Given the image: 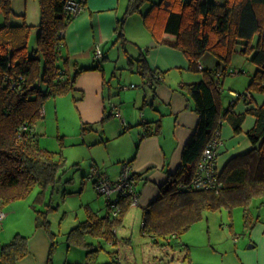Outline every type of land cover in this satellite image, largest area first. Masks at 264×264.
<instances>
[{"label":"trees","instance_id":"obj_1","mask_svg":"<svg viewBox=\"0 0 264 264\" xmlns=\"http://www.w3.org/2000/svg\"><path fill=\"white\" fill-rule=\"evenodd\" d=\"M38 2L36 44L30 47L33 25L27 22L24 12L14 13L12 0H0L3 14L0 24V208L27 196L36 186L39 194L35 200L42 202L46 189L54 188L66 169L62 152L40 146L33 129L42 116L46 98L72 89L75 76L82 70L79 68L72 75L67 58L60 52L64 29L74 16L64 11L67 0ZM142 2L128 0L122 24L127 15L139 11ZM16 16L20 20L13 21ZM142 20L157 41H168L182 49L192 66L199 68L198 60L204 52L214 54L219 60L214 70L218 77L228 72L236 51L249 56L256 70L245 90L250 94L252 91L264 93V0H160L151 4L142 14ZM164 33L176 37L169 41L163 37ZM139 61L143 62V58ZM219 82L203 68L202 80L186 87L199 115L197 125L184 145L182 165L160 187L159 195L143 207L141 233L157 244L160 239L182 236L204 212L222 207L240 206L243 223L252 226L251 205L255 197L264 198V102L239 113L234 112V103L221 110ZM249 97L242 99L249 104L252 102ZM248 114L255 117L251 129L246 131L254 147L228 159L219 171L220 189L180 187V183L187 184L193 176L202 150L220 128V122L227 121L234 133L239 134ZM135 175L137 179L141 174L135 172ZM117 205L116 215L109 213V209L100 215L86 208V219L71 228V232L79 235L76 242L87 247L84 264H97L98 250L81 236L89 233L112 242L117 240L115 230L131 206L130 197L121 195ZM35 209L36 225L51 235L48 210ZM27 252V237L15 233L9 242L1 245L0 264H16ZM51 252L47 264H51ZM100 264L121 262L113 257Z\"/></svg>","mask_w":264,"mask_h":264},{"label":"crops","instance_id":"obj_2","mask_svg":"<svg viewBox=\"0 0 264 264\" xmlns=\"http://www.w3.org/2000/svg\"><path fill=\"white\" fill-rule=\"evenodd\" d=\"M12 1L14 5L18 2ZM158 1L160 0H144L139 11L127 15L122 24L121 18L126 13L128 0H84L83 10L65 27L61 46V55L68 60L69 72L82 68L75 78L73 87L80 91L76 92V95H79L76 109L80 121L87 125V130L90 129V132L84 131L81 135V143L85 144L84 150L88 152L86 155L91 159V163L94 162L98 169L111 179L117 178L124 162H129L133 172L141 174L136 179L138 205L142 210L141 225L143 207L159 195L160 187L169 181L182 165L184 145L190 140L199 119L186 87L202 80L203 68L209 70L215 80H220L221 93L218 103L221 110L234 103V112L239 113L264 102L263 92L252 91L249 97L252 102L249 104L240 96L232 95L233 92H242L248 87L256 70V65L251 60L248 62L249 56L243 55L242 59H236L242 62L230 63L228 72L218 77L214 70L219 60L214 54L204 52L199 57L198 63L202 65L200 69L190 65L189 58L182 49L168 41H157L145 27L142 14L147 12L151 4ZM17 20L13 18V21ZM163 37L173 41L176 36L164 33ZM98 47L103 50L102 55L94 59L95 49ZM115 55L117 62H120V69L128 70L130 73H127L126 80L117 79L110 85L108 89L110 95L107 98L105 91L108 80L104 65L114 63ZM141 58L143 62L139 61ZM103 59H107L104 64ZM96 60H100L97 67L94 63ZM236 69L240 70L238 73H243L239 75L240 77L234 76L238 74L237 72L230 73ZM153 72H159L161 79L151 84L149 80ZM114 73L115 76L122 75V72ZM129 84L135 86L124 88ZM112 105L120 107L121 117L110 123L106 121V115L112 116L110 115ZM54 109L57 111L56 104ZM254 121L255 117L248 114L241 124L243 130L239 134L234 133L227 121L220 122V128L217 130L220 140L217 147L219 171L224 168L229 158L254 147L246 137V131L251 129ZM76 140L78 144V139ZM97 200L100 205V198ZM83 206L84 209L90 208L100 215H105L109 209L106 203L104 208H101L89 201ZM131 211L135 214L139 212L131 205L122 216L123 219ZM210 212L215 211L204 212L203 217L190 226L185 233L186 237L182 234L184 240L181 239L182 236H172L176 239L178 251L172 252V255L168 256L167 260H161V263L264 264V226L259 221V215L254 214L255 211L252 212L253 225L245 227L243 238L234 234L231 238L228 235L225 238L213 235L210 214L214 213ZM109 213L112 214L110 209ZM231 215L232 213L230 217ZM85 219L86 215L82 220ZM123 219L120 226H123ZM204 220L206 226L197 225ZM118 228L115 230L117 237L115 242L100 237L86 241L92 248L98 250L95 258L97 264L113 257L120 262L123 259L120 247L128 246L130 239L123 233L119 237L118 233H121V230L118 231ZM247 242L249 244L244 246ZM223 243L227 246L223 247ZM52 247L53 239L50 234L35 222L33 232L27 236L28 252L16 264H47ZM86 250L78 257L69 255L67 250L65 263L84 264ZM100 252L107 254L99 255ZM50 257L51 264H59L52 256Z\"/></svg>","mask_w":264,"mask_h":264},{"label":"rangeland","instance_id":"obj_3","mask_svg":"<svg viewBox=\"0 0 264 264\" xmlns=\"http://www.w3.org/2000/svg\"><path fill=\"white\" fill-rule=\"evenodd\" d=\"M13 9L17 14L24 12L27 22L33 25L31 36H29V44L30 47H32L36 44L35 36L37 35V28L35 25H37L39 21V2L38 0H18L15 5L13 4ZM1 13L2 11H0V23H3V14ZM15 18L20 20L21 17L16 16ZM109 48L110 46L108 49ZM241 57H243V54L236 51L232 56L231 63H235V61L240 62L241 60L236 59H242ZM113 58H116V55ZM113 60L114 63L104 65L108 80V82H106L105 91L107 98L110 95L108 91L110 85H112L114 81H117V79H122V81L126 80L127 73H130L128 70L120 69V62H117V58ZM99 61H94L95 67L100 65ZM106 61L107 59H103L102 64ZM248 62H250V59ZM115 71L119 74L122 72V77L118 75L115 76ZM71 74L75 76L76 73L72 71ZM242 74L243 73H238L234 76L240 77L239 75ZM76 92L80 91L73 87L62 95L49 96L46 98L44 108L42 109L43 115L36 120L33 129L42 147L51 151L62 152L66 158V169L60 174V178L55 184V187L52 188L50 186L46 189L42 202L35 200L36 195L39 194V187L36 186L32 188V191L27 196L11 201L2 207L5 216L3 220L0 221V249L1 245L9 242L14 237L15 233L27 237L33 232L37 214L35 208L42 211L48 210L47 220L50 221L49 232L52 233L50 236L53 239L51 256L59 262V264H69L65 263L67 250L69 255L78 257L81 256V253H83V251L85 252L87 248L82 246L79 242H76L79 235L75 232H71V228L85 218L86 211L83 206L84 204L89 201L92 202L94 206H101V208H104L106 197L95 190L92 181L87 176L92 163L91 159L86 155L88 152L84 150L85 144L82 145L81 143V135L84 131H86L84 133L90 132V129L87 130V128H84L83 122L80 121L81 118L76 109L79 95L77 96ZM111 97L113 98L114 95ZM55 104L58 112L54 109ZM119 105L122 104L119 103ZM48 109H50L51 112H49ZM118 119V117L110 116L106 121L112 123ZM108 122L107 125H109ZM76 139H78V144H76ZM96 197L100 198V205ZM48 204H51V207ZM133 206L134 209L139 210V212H137V214L132 211L129 212L123 219L124 227L119 226L118 228V231L121 230V233H118L119 237H121L120 235L123 233L130 239V244L128 246L123 244L124 247H120L121 254L124 256L121 260V264H163L161 260H167V257L172 255V252L178 251L176 239L167 237L166 239H160L157 244L150 237L142 235L140 221L142 210L139 205ZM239 208L241 207L235 206L232 209L222 207L221 210L218 209L215 212H210L214 213L210 214L212 215L211 224H213L212 234H216L217 237L223 238H225L226 235L230 238L234 235L243 238V232L247 227L243 223L242 208ZM250 211H255L254 214L259 215V221L263 223L262 225L264 226V198L255 197ZM138 213H140L139 216ZM231 213L232 217H230ZM197 225L206 226V221L204 220L201 224ZM234 228L235 230H233ZM186 232L183 233L185 235L184 237H186ZM184 237L182 236L181 239ZM81 238L85 241H91L94 239V236L86 233L81 236ZM247 244H249V242L245 243L244 246ZM225 246H227V244L223 243V247ZM105 254H107V252H100L99 255ZM126 254H128V256H126Z\"/></svg>","mask_w":264,"mask_h":264},{"label":"built area","instance_id":"obj_4","mask_svg":"<svg viewBox=\"0 0 264 264\" xmlns=\"http://www.w3.org/2000/svg\"><path fill=\"white\" fill-rule=\"evenodd\" d=\"M84 0H67L65 4V12L76 16L83 10ZM102 49L100 47L95 49L94 59L99 58L102 55ZM202 65L199 64V68L202 69ZM238 69L231 70L230 73L235 74ZM161 79L159 72H153L149 80V83L157 82ZM134 84L125 85L124 88L134 87ZM233 95L237 97L238 93L233 92ZM250 91L244 90L241 93V98H248ZM43 115V111H42ZM110 115L115 117H121L120 107L118 105H112L110 107ZM218 131L215 135L209 139L204 146L200 159L198 160L195 168V172L187 184L180 183L179 186L186 188L191 187L195 189H220L222 182L219 178V168L217 164V147L220 144L218 139ZM99 167L93 162L91 164L90 171L87 176L92 181L95 190L99 194H103L106 197V205L109 207L113 215L118 212L117 201L121 195H127L130 197V205L139 204V195L136 184L135 172L129 166V162H124L121 167V171L116 179H111L107 174L98 169ZM5 216L4 211L0 208V221Z\"/></svg>","mask_w":264,"mask_h":264}]
</instances>
